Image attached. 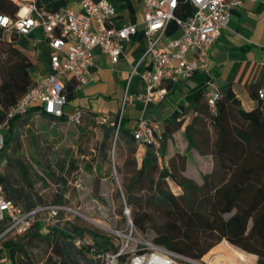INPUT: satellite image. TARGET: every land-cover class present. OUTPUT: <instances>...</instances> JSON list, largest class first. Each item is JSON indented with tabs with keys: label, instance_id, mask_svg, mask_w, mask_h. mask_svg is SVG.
Returning a JSON list of instances; mask_svg holds the SVG:
<instances>
[{
	"label": "trees",
	"instance_id": "trees-1",
	"mask_svg": "<svg viewBox=\"0 0 264 264\" xmlns=\"http://www.w3.org/2000/svg\"><path fill=\"white\" fill-rule=\"evenodd\" d=\"M62 3L63 0H58L48 4L44 9L55 11L61 7ZM113 3L116 9L127 8L131 20L135 21V9L131 0H113ZM18 10L19 5L13 0H0V14L14 17ZM193 12L194 7L188 1L179 0L175 11L177 16L186 19ZM176 29V24L172 21L167 28V35L175 33ZM14 38L15 35L12 34L11 38L7 39L3 28L0 27V106L2 109L15 105L35 83L30 74L31 60L14 43ZM76 88L77 84L73 78L65 82L64 92L67 102L74 98ZM257 89H259L258 86L250 88V94L253 95ZM200 97L198 96L197 100ZM203 97L205 104L201 117L193 119L196 127L189 126L185 129L187 151L192 149L200 155H210L212 159L210 169L201 173L199 178L194 179L185 173L186 154L175 153L168 159L166 165L160 162L167 153L168 140L179 127H166L158 147L146 145L140 164L137 163L135 156L136 141L131 132L122 127V118H120L117 133L119 143L123 140L126 147L125 150L122 149L131 158L128 159V163L134 167L130 182L125 186L128 203L137 207L133 212V222L140 229L145 230L149 215L145 210L142 215L139 214V208L142 211L145 206H142L141 197L132 195V190L137 184H140L137 186L138 189L147 184L152 194L147 197L146 202L156 206L155 209L160 213L161 220L160 224L151 226L154 231L151 241L192 259H200L221 240V237L215 234L216 229L213 225L215 214L219 211H229L234 199L248 187L242 177L228 184L231 175L248 155L255 151L264 152V107L261 101L254 109L246 111L241 108L235 94L228 89L222 92V96L217 100L216 111L211 112L204 95ZM27 113H29L28 116H15L8 123L9 139L6 140L5 146L8 143L12 144L11 155L7 158V173H0V182L9 199L18 205L22 203L23 206H20L24 209H31L42 201L31 192L33 182L29 177L28 165L22 158L15 157L14 153L21 147V128L27 125L35 114H39L49 122L56 119L45 113L40 106L31 107ZM58 119L65 121L66 117L62 116ZM175 122V126H178L179 122ZM111 136L112 129L105 127L101 140L103 147ZM71 164L73 165V161ZM72 168L76 169V167ZM247 174H250L249 171ZM168 178L181 188L179 194L176 195L165 187ZM39 180L43 181L41 177ZM59 180L62 184L66 183L64 177H60ZM260 189L248 195L247 206L237 212L233 226L222 238L225 237L231 244L255 254L257 263L264 264V208H261V204L264 203V185ZM61 198L59 194L58 199ZM2 224L3 227H1L4 229L6 222ZM12 235L3 236L0 244L7 249L16 250L17 264H34L30 259L22 260L23 255L27 256L26 241L46 242L51 251L46 259L50 260L52 256H55L54 264H103L100 258H103L106 253L118 251L110 236L74 223L68 227L56 225L49 228L40 221H35L24 233L11 237ZM86 235L91 238V243L77 246L72 242L73 238L83 240ZM224 246L227 247V244ZM227 248L225 252L221 250L220 254L232 261L229 253L237 251L232 247ZM89 254L93 257H89ZM124 260L125 257L121 255L117 261L122 263Z\"/></svg>",
	"mask_w": 264,
	"mask_h": 264
},
{
	"label": "built area",
	"instance_id": "built-area-1",
	"mask_svg": "<svg viewBox=\"0 0 264 264\" xmlns=\"http://www.w3.org/2000/svg\"><path fill=\"white\" fill-rule=\"evenodd\" d=\"M77 1L81 6L79 11L67 7L47 11L38 7L35 1H30L22 7L24 13L18 11L14 17L0 14V17L6 16L10 21L0 26L4 31L29 34L39 27L53 50L50 57L52 72L36 81L15 105L7 109L0 106V152L7 140L4 129L15 116H23L33 106L42 107L45 113L54 118L64 116L67 103L64 77L71 76L77 87L87 83L91 78L88 67L92 64L94 47H99L112 63H117L124 42L141 34L147 42L139 60L132 66L129 78L138 74V66L144 63L140 78L148 94L138 98L149 100L154 92L163 98L166 89L161 84L164 80L178 82L208 67L214 42L227 27L232 12L244 2L186 0L194 7V12L182 19L175 13L179 0H137L142 20H127L116 27L112 24V18L116 15L113 0ZM172 21L176 24L177 34L165 41L167 28ZM261 61L264 62V55ZM256 94L258 99L264 100V88L257 89ZM204 96L210 111L215 112L222 91L208 90ZM80 117L78 110L69 118L76 123ZM120 118L119 115L116 120L109 121L107 117L100 116L97 122L112 127L117 136ZM131 134L137 143L144 146L158 147L162 140L160 124H151L143 119L136 122ZM67 210L61 204H42L24 209L6 196L0 182V241L6 234L24 233L35 221H40L46 227L56 226L60 214ZM3 222H6L4 229ZM125 230L114 232L115 235L122 234L125 246L117 252L106 253V264H118L119 256L130 247L131 251H127L130 256L121 264H177L179 260H187L179 253L145 239L132 224L127 225ZM72 242L77 246L85 243L80 238H73ZM1 261L7 262V259L2 258Z\"/></svg>",
	"mask_w": 264,
	"mask_h": 264
},
{
	"label": "crops",
	"instance_id": "crops-1",
	"mask_svg": "<svg viewBox=\"0 0 264 264\" xmlns=\"http://www.w3.org/2000/svg\"><path fill=\"white\" fill-rule=\"evenodd\" d=\"M19 5L20 13H24L22 7L30 1H35L37 6L46 9V6L58 0H13ZM134 6L135 21L142 20V13L139 2L131 0ZM120 5V4H119ZM61 7H67L79 11L81 6L77 0H63ZM60 7V8H61ZM116 15L112 18V24L116 27L131 20L127 8L118 7ZM96 25V23H94ZM141 27V25H139ZM14 34V43L25 52L31 60L30 74L34 82L39 81L51 72L50 57L53 52L41 28L33 29L29 34H21L16 31H4V36L9 39ZM177 32L167 35L165 41L176 35ZM146 38L137 34L129 41L124 42L123 51L117 63H112L107 55H104L99 47L92 50V64L88 67L90 80L76 88L73 98L74 102L68 101L64 107L65 121L55 118L54 121L71 123L70 115L80 111L81 119L85 129H98L101 131V138L106 124L102 128L90 127L92 124H100L97 119L100 116L107 117L114 121L120 115L122 127L132 132L138 120H145L148 123H159L163 133L166 127H179L172 133L168 140L167 153L161 164H167L168 159L175 153L188 155L187 140L185 137L186 127L193 126V119L201 117L204 108V97L206 91L216 89L222 92L230 89L240 101L241 108L246 111L254 109L259 101L256 92L250 94L249 89L258 86L264 88V62L261 61L264 55V0H244L243 5L235 9L228 21L227 27L221 32L210 50L209 65L200 69L194 76L178 82L164 80L161 84L166 89L163 98L156 92L150 95L149 100L139 99L140 95H147L148 91L141 81L140 73L144 70L145 64L138 66V74L129 78L132 66L139 60L146 45ZM65 76V82L71 79ZM198 96H201L197 100ZM24 114L23 117L28 116ZM41 117L35 114L33 117ZM175 121L179 122L175 126ZM74 123V122H73ZM19 129V127H15ZM111 129H113L111 127ZM4 134L9 139L7 129ZM177 136H182L186 143L182 142L181 147L175 143ZM120 145L125 150L123 140ZM12 144L8 143L0 152V173H7V158L11 155ZM146 147L136 142V158L140 164ZM190 151V150H189ZM191 151H193L191 149ZM196 152V151H195ZM201 159L204 157L196 152ZM187 156L185 173L196 179V176L189 175ZM211 167V165H210ZM209 168L203 170L208 171ZM5 258L11 264L15 260L16 250H6ZM8 262V261H7ZM7 262L1 261L0 264Z\"/></svg>",
	"mask_w": 264,
	"mask_h": 264
},
{
	"label": "rangeland",
	"instance_id": "rangeland-1",
	"mask_svg": "<svg viewBox=\"0 0 264 264\" xmlns=\"http://www.w3.org/2000/svg\"><path fill=\"white\" fill-rule=\"evenodd\" d=\"M72 101L73 99H71V104L74 103ZM262 107H264V102H262ZM80 119L76 123L67 124L62 121L49 122L37 116L32 117L29 123L21 128V147L18 152L14 153V156L22 158L29 167V177L33 182L31 192L36 197H40L42 201L38 205H65L69 210L60 214L56 222L57 226L68 227L74 223L96 229L110 236L118 250L122 249L123 245L125 246V242L122 234L119 236L114 232L116 230L126 231L127 225L132 224L140 235L152 240L154 231L151 226L160 224L161 220L160 213L155 209L156 206L146 202L147 197L152 194L151 190L147 184L141 189L137 188L140 186L137 184L132 190V195L141 197L142 206H145L142 211L139 208V214L142 215L145 210L149 215L145 230H142L133 222V212L137 207L128 203L125 191V186L130 182L134 173L133 165L128 163V159L131 158L120 146L113 129L111 138L103 147L101 145L102 130L82 128L87 125H84ZM90 127L102 128L103 125L92 124ZM182 142L186 143L182 136H177L175 143L178 147H181ZM187 156L189 158L187 173L197 178L203 170L210 167L212 162L210 155H205L200 159L194 150H188ZM72 167L76 169L73 170ZM39 177L43 181L39 180ZM60 177H64L65 184L61 183ZM239 177L243 178L248 186L247 189L234 199L229 211H219L215 214L213 221L215 234L221 237V240L200 259L187 257V260H179L177 264H258L255 254L231 244L227 238H222V236L228 234L237 212L247 206L248 195L260 191L264 185V152L255 151L248 155L231 175L228 184L234 183ZM165 187L176 195L181 192V188L171 178L166 180ZM59 194L62 196L61 199H58ZM20 205L23 206L22 203ZM261 208H264V203L261 204ZM83 240L85 243H91V238L87 235ZM225 244L239 252L229 253L232 261L220 254L221 250L225 252L228 249L224 246ZM25 249L27 256H22L23 261L30 259L34 264H54L56 261L55 256H52L50 260L46 259L51 251L47 243L41 240L26 241ZM131 249L130 247L123 252L125 259L130 256V252L127 251ZM6 250L7 248L0 244V259L5 258ZM88 256L93 257L91 254ZM6 259L8 261L6 264H10L8 258ZM100 259L103 264L108 262L105 256ZM17 261L16 254L11 264H17Z\"/></svg>",
	"mask_w": 264,
	"mask_h": 264
},
{
	"label": "clouds",
	"instance_id": "clouds-1",
	"mask_svg": "<svg viewBox=\"0 0 264 264\" xmlns=\"http://www.w3.org/2000/svg\"><path fill=\"white\" fill-rule=\"evenodd\" d=\"M9 22L10 21L8 17H0V26L7 25Z\"/></svg>",
	"mask_w": 264,
	"mask_h": 264
}]
</instances>
